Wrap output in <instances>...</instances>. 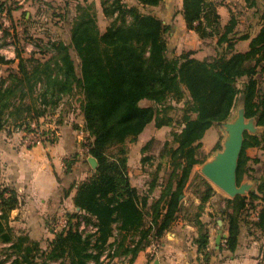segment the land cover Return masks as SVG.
I'll return each mask as SVG.
<instances>
[{
    "label": "trees",
    "instance_id": "trees-1",
    "mask_svg": "<svg viewBox=\"0 0 264 264\" xmlns=\"http://www.w3.org/2000/svg\"><path fill=\"white\" fill-rule=\"evenodd\" d=\"M76 1V12L67 22L70 38H51L46 43L49 56L17 50V68L9 67L0 81V132L9 123L31 130L32 122L40 124L49 113L57 112L62 101L79 94L82 129L88 133L90 145L86 154L96 157L98 165L77 187L74 202L79 209L66 213L69 226L57 231L51 228L54 236L47 247L10 225L11 211L20 198L14 187H0V243L6 253L0 257V264H112L118 256L134 258L153 238L170 230L181 213L195 220L200 230L195 242L200 251L206 250L209 231L200 215L216 190L208 179L199 180L195 193L200 211L196 212L185 207L182 195L193 182L189 177L194 164L203 160L196 154L206 131L228 119L240 95L246 117L256 118L264 127V9L249 49L235 51L237 39L249 35L236 36L239 19L234 13L222 27L215 1L183 0L182 14L188 29L201 38L217 36L218 48L223 47L215 56L200 59L193 50L174 53L175 47L167 38L173 31L170 17L143 12L139 5L123 0H101L102 11L113 17L111 25L102 31L96 2ZM245 1L257 4V0ZM138 2L144 7H166V0ZM20 6L8 5V16ZM0 30L5 36L9 33L1 20ZM0 61L7 62L4 58ZM169 96L183 101V123L173 130L172 143H165L173 168L150 204L156 182L151 181L145 193L132 183L127 141H136L153 120L158 126L168 122L159 114L172 107L167 102ZM143 99L152 103L143 104ZM56 122L63 124L62 119ZM247 146L245 139L238 183L244 177ZM146 148L147 144L143 146ZM70 167L69 162L67 169ZM223 199L227 204L217 213L228 224L225 241L229 250L238 244L241 220L256 225L264 234V177L248 197L238 194ZM249 216L255 218L250 221ZM82 219L86 224L95 222L98 229L81 230ZM207 259L206 254L198 264H206Z\"/></svg>",
    "mask_w": 264,
    "mask_h": 264
},
{
    "label": "crops",
    "instance_id": "crops-1",
    "mask_svg": "<svg viewBox=\"0 0 264 264\" xmlns=\"http://www.w3.org/2000/svg\"><path fill=\"white\" fill-rule=\"evenodd\" d=\"M126 1L144 7L138 0ZM213 1L217 4L222 27L229 22L234 13L239 19L236 36L240 38L249 35V38L237 39L235 51L249 49L250 39L257 34L261 26L264 0H257V4L253 6L245 0ZM98 2L101 5V0ZM20 5L12 11L9 33L5 36L0 30V58L7 60L0 61V64L10 68L18 66L17 50L22 39L20 29L32 19L29 3ZM182 5L183 0H179V3L178 0H166L165 11L173 24L171 32L173 40L179 37V43L182 45L184 41L185 44L188 43V38L198 37L199 42L203 41L197 32L188 29L181 11ZM179 10L180 21H177ZM20 50L26 55L33 51L37 52L34 47L28 46ZM81 118L84 121V117ZM82 125L80 129H76L71 124L63 123L56 142L34 146L23 143L20 134L6 130L0 132V187L6 185L14 187L20 198L19 205L11 211L10 225L17 233L24 232L31 238L40 240L42 245L54 236L51 229L52 221L79 209L74 202L77 187L94 172V167L88 162L89 156L84 151ZM69 162L71 167L67 169ZM215 190V194L206 204L205 211L200 215L209 231V244L206 250L200 251L195 242L200 232L195 220L182 217L167 231L154 257L151 255L154 253L151 245L140 250L134 258L126 256L127 260L123 264H198L206 254L208 255L206 264H264V234L256 225L244 220L240 222L238 244L234 250H229L226 246L225 240L229 230L225 221L222 229L226 237H222L220 246L217 245V234L221 227L218 223L220 217L216 218L217 224L214 225L208 216L215 217L217 209L225 206L224 201H218L219 197L221 196L222 200L228 196L216 188ZM194 199L200 203L198 196L194 195ZM251 217L255 218L253 216L248 218ZM112 264L117 263L115 261Z\"/></svg>",
    "mask_w": 264,
    "mask_h": 264
},
{
    "label": "rangeland",
    "instance_id": "rangeland-1",
    "mask_svg": "<svg viewBox=\"0 0 264 264\" xmlns=\"http://www.w3.org/2000/svg\"><path fill=\"white\" fill-rule=\"evenodd\" d=\"M91 1H96L98 25L100 29L104 31L111 25L113 17L102 11V7L98 0ZM128 1L130 2V0ZM234 1L236 2V0ZM7 2L10 6L13 7L19 5L20 3H22L23 5H27L29 3V5L31 6L32 19H30L29 24L23 25V27L20 29L22 39L19 42V49H23L25 46L31 48L34 47V49L37 50L36 54L38 56H49L51 50H48V46H46V43L51 38L62 40H68L70 38L69 24L67 22L74 16L76 12V0H42L39 2L35 0H8ZM140 8L143 12L157 14L164 19L169 17L167 11H165V9L161 8L160 6H148ZM179 12L180 10L178 11L177 21H180ZM175 34L177 37L178 32H176ZM167 38L172 46L176 45L177 43L176 50L172 47V49L175 50L174 53L176 54H180L188 50H193V55L195 57L203 59L215 56L216 54H218V52L221 51V49L223 50L222 47L218 48L216 42L217 36H207L205 38H202L203 41L201 40L200 42L197 39L198 37H195V39L188 38V43L185 44L184 41L183 45L179 43V37L173 40L172 36L170 34H167ZM0 68L3 69L0 74H3L2 76H7L10 70L9 67L0 64ZM239 84L240 86H242V81H240ZM79 98V94L66 98L65 101L61 102L60 106L56 110L57 112L49 113L47 118L40 122V125L44 126L49 120L62 119L63 123L71 124L76 129H80L81 124H83V120L81 118L83 115L80 110ZM242 98V95H240L228 119L220 124L211 126L206 131L202 139V146L198 150L196 156L203 160L194 164L189 177V180L193 182L185 187L184 194L182 195L183 204L192 212H196L199 210V208L197 207L198 202L195 201L194 195H196L195 191L200 186L199 180H201L202 178L208 179L212 183V185L216 189L220 190L225 196H230L222 188H220L217 184H215L204 175L203 165L207 161L213 159L216 153L223 149V141L229 135L228 123L236 121L242 113ZM167 102H169L172 107L167 108L165 111H162L159 114L160 117L163 115L165 116V119L168 121L167 123L163 124L162 126H158L157 120H153L147 125L145 130L139 135L136 141H127V146L129 148L128 166L132 177V183L138 186V189L141 193H145L149 188V183L151 181L156 182V188L152 193H150V204L152 200L157 198L161 193V190L164 187L167 179L169 178L171 170L173 168V164L171 163V156L165 153V143L167 141L172 143L173 130L180 129L183 123L182 121L184 111L181 109L183 106V101H177L176 99L172 97L170 98L169 96V98H167ZM142 103L148 105L151 104L152 101H150L149 99H143ZM246 122L250 123L252 126L251 129H246L244 134L245 139H247L248 141V146L246 148L248 160L244 166L245 172L242 183L247 182L250 184L249 191H246V195H244L248 197L251 191L257 189L258 183L260 182L261 178L264 177V127L257 124L256 118L251 121L250 117H246ZM17 128L18 124L9 123L5 130L10 133H17ZM145 144H147V148L144 150L143 146H145ZM220 197L218 201H224V203L227 204L226 200H223V198L221 200ZM259 202L260 201H255V203L257 204H259ZM150 204L148 206H150ZM147 209L149 208L147 207ZM204 211L205 209L201 211V215ZM182 217H185L184 213H181L173 224H175ZM213 217L214 216L211 215L208 216V218L212 220V223L216 225V218H218V213L214 218ZM251 218L250 221L253 220ZM149 220L150 216L147 215L146 221L149 222ZM54 221L51 222V225H53V230L55 228L53 222L56 223V220ZM207 223L208 222H206V224ZM59 230L62 229L59 228ZM165 234H163L161 237L153 238V241L149 245H152L153 248L154 253H150L152 257H154L159 251L162 242L165 239ZM48 242L49 240H46L42 246L47 247ZM0 246V257L4 258L6 256V253L3 249L5 246L3 243H0ZM126 260L127 257L122 255L114 259V262L116 261L117 264H123V262H125ZM55 264H57V262Z\"/></svg>",
    "mask_w": 264,
    "mask_h": 264
},
{
    "label": "water",
    "instance_id": "water-1",
    "mask_svg": "<svg viewBox=\"0 0 264 264\" xmlns=\"http://www.w3.org/2000/svg\"><path fill=\"white\" fill-rule=\"evenodd\" d=\"M242 104L240 117L236 121L228 123L229 135L223 141V149L203 165L204 175L222 188L230 197H235L238 194L246 195V191L250 189L249 183H242V181L241 184L238 183L237 173L239 158L245 142L244 134L246 129L252 128L251 124L246 122L244 102ZM250 119L253 121L255 118L251 117ZM88 161L92 167H97L96 157L90 155ZM218 223L221 227L218 230L216 242L220 246L221 239L226 237V234L223 233L222 229L223 219L219 218Z\"/></svg>",
    "mask_w": 264,
    "mask_h": 264
},
{
    "label": "built area",
    "instance_id": "built-area-1",
    "mask_svg": "<svg viewBox=\"0 0 264 264\" xmlns=\"http://www.w3.org/2000/svg\"><path fill=\"white\" fill-rule=\"evenodd\" d=\"M2 0H0V5L2 4ZM8 3L4 2V10L0 14V20L4 24V26L10 27L11 26V18L8 16L7 8H8ZM13 46V45H11ZM3 71L2 68H0V73ZM3 74H0V81L2 78L5 76H2ZM43 121V119L41 120ZM31 130L27 129L26 126H20L18 125L17 128V134H20V137L23 141L28 146H34V145H39V144H53L54 142L57 141V138L60 135V126L56 122V120H51L48 121L44 126L38 124L36 121L31 123ZM84 135L82 136V142L84 146V151L85 153L88 152L90 145L89 141L87 139L88 133L85 132L84 130L81 131ZM86 133V134H85ZM55 222V221H54ZM54 230L57 231L60 229L67 228L69 226V218L67 215H63L61 217H58L56 219V223H54ZM80 229L81 230H86V231H91L95 232L98 229V226L95 222H90L89 224H86V221L82 219L81 224H80ZM9 263V262H8Z\"/></svg>",
    "mask_w": 264,
    "mask_h": 264
}]
</instances>
